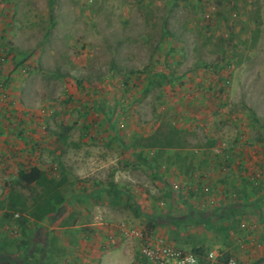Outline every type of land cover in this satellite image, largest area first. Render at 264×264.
I'll use <instances>...</instances> for the list:
<instances>
[{"label": "rangeland", "instance_id": "374dc122", "mask_svg": "<svg viewBox=\"0 0 264 264\" xmlns=\"http://www.w3.org/2000/svg\"><path fill=\"white\" fill-rule=\"evenodd\" d=\"M1 101L35 125L31 164L66 178L58 219L31 228L35 264L87 258L90 227L102 252L127 245L146 263L141 247L161 240L264 264V216L223 192L238 179L263 193L264 0H0ZM166 127L172 148L140 147ZM14 179L0 180V264H22L17 215L2 219L29 195Z\"/></svg>", "mask_w": 264, "mask_h": 264}, {"label": "crops", "instance_id": "0c3cea01", "mask_svg": "<svg viewBox=\"0 0 264 264\" xmlns=\"http://www.w3.org/2000/svg\"><path fill=\"white\" fill-rule=\"evenodd\" d=\"M13 94L14 93L11 94V97L9 95L6 98L9 100V103L6 101L8 105H13L12 101H14V97H16L13 96ZM5 105L6 104L3 103V101L0 102V180L8 178L12 179L16 176H14L13 174L14 171L17 172L20 169H27L31 165L32 155L35 157V153L37 151L36 148H38L41 143V139L35 138V125L33 124L32 130L30 128V121H23L18 116H16L13 111H9V109L5 108ZM22 126L25 127L22 128ZM243 155V150H241L239 153V158ZM35 165L40 167L38 163H36ZM259 168L262 169L261 165L259 166ZM40 169L43 170V168L41 167ZM253 171H256V169H254ZM262 178L264 179V176H262ZM226 181H229L231 183L228 182V186L224 184L223 192L227 193L229 191H234L237 195L241 196V200L237 199L240 205L244 206V208L249 206L252 209L250 210L252 213L255 212L258 213V215L264 216V187L262 188L263 193L255 195L248 193L249 191H247V185L246 183H243L242 180L228 179L225 180V182ZM4 184L5 183H3V185ZM247 201L249 202V204H247ZM229 210L230 212L227 216H231V214L233 213L232 209ZM90 226L91 225H89V227ZM101 231L102 229L99 228L96 229L95 232V230L93 231L91 227L88 230L85 229V231H79V235L83 234L79 239L81 241V245L83 244V247L86 248V252H88V250H91V253L87 256V258L81 259L80 257H77L75 259L76 264H148L143 260H133L131 256L132 250L130 249V247H127V245H121L119 247H114L113 245L112 249H109L106 252H102L101 250L104 247L103 245H101L102 241H100V239L98 238H102ZM79 235H77V238L79 237ZM97 238L99 239V241H97ZM109 239L110 236L107 235V240ZM254 240L256 239L254 238ZM94 250L98 251L99 253L91 256ZM72 252H74L75 254L79 251L78 249L74 248L72 249ZM81 252L82 254H84L85 251L81 250ZM101 253H103L102 256H100ZM96 255L99 256L97 258H94V256ZM62 262L63 264H75L71 263V260H68L67 258L63 259ZM168 264L173 263L171 262Z\"/></svg>", "mask_w": 264, "mask_h": 264}, {"label": "trees", "instance_id": "16d2710c", "mask_svg": "<svg viewBox=\"0 0 264 264\" xmlns=\"http://www.w3.org/2000/svg\"><path fill=\"white\" fill-rule=\"evenodd\" d=\"M178 135V130L173 127H166V129L158 128L155 133L146 137L144 143L140 145L143 149H167L172 148L175 145ZM64 145V136L58 135L54 139V145ZM15 184L19 190L28 191L27 199H21L12 197L7 202V206L3 209L2 219L11 220L14 215H17L14 219L13 232H22L21 243L17 244L18 250L22 251V257L18 255L22 264H35L40 252L43 249L34 248L32 251L30 245L32 244V232L31 228H40V224L43 220H46L49 225L53 224V220H57L55 217L57 211L65 203V197L62 195L59 187L63 185V181H66L65 177H60L59 180L54 178H48V172L40 169L39 166L31 164L27 169H20L16 172ZM7 186H9L7 184ZM40 188L41 192L37 193L36 189ZM11 188V192H12ZM14 192V191H13ZM17 197V196H16ZM29 198V199H28ZM1 205V203H0ZM3 206H0V208ZM1 223V221H0ZM15 226V227H14ZM11 242L1 241L0 254L4 253ZM47 243V247L50 245ZM180 249V248H179ZM182 250V249H181ZM191 254L197 257L200 264H208L203 257L201 249H191ZM189 252V253H190ZM32 259V261L30 260ZM222 260V261H221ZM205 261V263H204ZM228 261V255L225 257H219L218 264H226Z\"/></svg>", "mask_w": 264, "mask_h": 264}, {"label": "built area", "instance_id": "2783aa9c", "mask_svg": "<svg viewBox=\"0 0 264 264\" xmlns=\"http://www.w3.org/2000/svg\"><path fill=\"white\" fill-rule=\"evenodd\" d=\"M125 233L129 237H137L138 233L132 229L126 230ZM141 255L149 264H199L198 259L193 254L183 251L175 246L165 244L161 240L148 242L141 247ZM209 255L206 261L213 264ZM226 264H236L233 260H228Z\"/></svg>", "mask_w": 264, "mask_h": 264}]
</instances>
